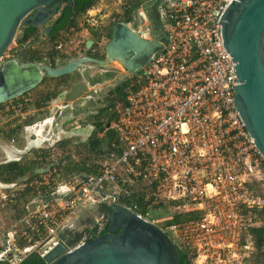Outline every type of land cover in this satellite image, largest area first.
I'll use <instances>...</instances> for the list:
<instances>
[{
	"label": "built area",
	"instance_id": "2783aa9c",
	"mask_svg": "<svg viewBox=\"0 0 264 264\" xmlns=\"http://www.w3.org/2000/svg\"><path fill=\"white\" fill-rule=\"evenodd\" d=\"M232 1L163 4L169 43L125 81L123 100L110 104L114 120L102 122L94 139L105 142L92 152L77 147L72 160L84 165L85 171L65 179L64 169L54 167L19 189L34 194L42 206L31 214L34 222L26 223L27 229L7 234L10 244L2 254L16 253L10 254L8 264L44 255L57 244L65 219L95 203L120 205L156 226L188 264L260 263L264 245H257L253 232L264 230V158L234 106L232 90L239 83L219 25ZM122 7L125 12V4ZM103 10L106 0H98L82 21L83 26L99 30L96 42L87 48L76 27L69 26L59 32L56 51L67 58L99 56L108 40L103 20L98 19ZM138 14L143 17L141 11ZM106 20L114 22L110 14ZM141 24L144 30L138 34L149 38L148 22L144 19ZM29 102L25 98L17 107L0 104V126L10 116H21ZM89 126L93 134L95 125ZM9 162L13 160L5 163ZM0 185L7 186L0 191L17 187ZM60 191V200L42 201ZM150 212L160 215L148 219ZM61 215L67 217L60 220ZM106 220L101 214L92 222L103 230ZM15 236L25 242L20 251ZM12 257L15 261H10Z\"/></svg>",
	"mask_w": 264,
	"mask_h": 264
},
{
	"label": "water",
	"instance_id": "95a60500",
	"mask_svg": "<svg viewBox=\"0 0 264 264\" xmlns=\"http://www.w3.org/2000/svg\"><path fill=\"white\" fill-rule=\"evenodd\" d=\"M166 1L180 2L146 0L133 10V26L139 25V10L146 16L150 30L147 39L135 32L129 23H114L109 42L104 48V60L86 56L54 68L41 63L22 62L20 55L3 61L0 63V104L32 91L43 78L64 77L82 66L94 65L102 70L105 62H120L125 75L116 80L113 87L140 73L169 43L161 16ZM73 6V0H0V59L20 27L34 30L43 27L39 42L49 40L65 11L71 12L69 22L75 17ZM219 25H222L223 45L232 63H235L233 73L239 83L232 90L234 106L264 158V0H233ZM91 44L92 41H89L86 47ZM76 128L70 129L68 136H73L71 132ZM86 128L89 129L87 140L93 129L91 126ZM32 147L30 143L19 159L29 155ZM1 187L5 189L7 186ZM54 199H57L56 195L42 197V201L48 204ZM106 217L101 234L73 248L56 235L57 244L38 258L44 264H180V253L176 246L156 226L116 204L107 207ZM49 241L42 244L40 249ZM259 264H264V251Z\"/></svg>",
	"mask_w": 264,
	"mask_h": 264
},
{
	"label": "crops",
	"instance_id": "0c3cea01",
	"mask_svg": "<svg viewBox=\"0 0 264 264\" xmlns=\"http://www.w3.org/2000/svg\"><path fill=\"white\" fill-rule=\"evenodd\" d=\"M134 3L135 0H133L130 5H128L126 10L130 9V7ZM106 4L107 10L102 11L98 15V19L104 20L109 14L112 17L118 16V12H115L116 9H113L114 3H109V1L106 0ZM121 8L123 9L122 6ZM84 14L85 12L81 14H76L75 17L71 20V27H76V35L82 37L86 43H88L89 41L96 42L99 39V30L94 27H87L82 25ZM121 14L122 15L117 18L118 21L126 23L127 18L124 14V11H122ZM128 21V23L133 21V11L131 12V16L129 17ZM49 24H47V26ZM104 25V31L106 32V36L108 38L110 37L111 26L108 22ZM43 31L44 30L42 27L36 31L34 30L30 33H26V28L23 27L16 41L15 47L12 48L10 51V58L13 59L20 55V57L22 58V62H32V59L36 57L34 50L37 49L44 50L46 52L45 56L42 55L44 53L41 54L43 56V62L41 64L48 65L52 61H55L57 64H59L60 62L66 63L70 61L67 60V57L59 54L55 49L56 44L59 41V32H61L62 30L53 34L49 40H43L42 42H39ZM40 62L33 61L32 63ZM62 78L65 77L43 78L41 83L35 89L8 102L9 104L15 105V107H17V105H20L25 98L30 99L28 105H26V107L22 110L21 116H10L5 121H3L2 125L0 126V165L13 163L14 169L17 170H15L16 172L11 174L13 178L15 177L16 179H30L34 176H37L38 173L45 170L49 171L54 167L58 170L63 168L65 171L67 167L70 168L71 166H73L77 172L85 171L84 165H82L81 163L75 165L74 161L72 160L74 152H77V147L75 150L73 147L79 146L83 150L85 149V151L92 152L96 151L98 147L105 142L104 140H102L98 143L96 147H92L89 141L90 139L86 140V137L82 136L76 137L77 140L75 139L69 144L65 143L66 141H64L63 139L65 138L63 133H65L66 124L70 123V119H73V124H70V127L73 128L77 126L74 125V122H77V124L79 125V121L82 122L84 119H87L88 117L94 115V113L89 110L88 112H84L83 116L75 117L73 116V112L70 116V112L69 116H66V104L64 105V102L59 101L61 93L56 94L59 89L64 85L65 80ZM66 96L67 92H63V98H61L65 99ZM55 97L58 98L55 99ZM110 106H107L106 110L104 109V113H106V116L104 117L102 116L103 114H101L96 121H100L101 123H107L108 117L113 118V116L108 110ZM68 107L70 106H67L66 108ZM96 111L99 112V109H96ZM89 122L92 123L91 120H89ZM89 124L87 126H89ZM38 132H40L39 136L37 135ZM40 136H43V138H40ZM30 143H32L33 145L31 153L18 161H16L17 159H12L11 154L9 155V153L5 151V148L9 147L10 150L23 152V150H25ZM70 147H72L73 151V153L71 154L68 152V148ZM53 155L56 156L55 159ZM7 159H11L13 160V162L5 163ZM52 160H56L55 165L49 164ZM18 170L24 171L22 177H18ZM61 193L62 192H59L57 195L60 197ZM26 194L27 193L25 192V195ZM32 200L38 199L32 198ZM59 234L60 233L58 232L57 235ZM8 253L13 254V252L11 251H9ZM10 254L8 255L10 256ZM5 256L6 259L2 258L4 260L3 262L7 261V259L9 258L7 254H5Z\"/></svg>",
	"mask_w": 264,
	"mask_h": 264
},
{
	"label": "rangeland",
	"instance_id": "374dc122",
	"mask_svg": "<svg viewBox=\"0 0 264 264\" xmlns=\"http://www.w3.org/2000/svg\"><path fill=\"white\" fill-rule=\"evenodd\" d=\"M97 1L98 0H95V2ZM107 1H109V3L113 2L114 3L113 9H116L117 10L116 12H118L117 14L118 16L113 17L114 22L111 24L109 23L112 29L113 24L116 22H119L117 18L120 17V15H122L121 14L122 4L125 3V8H127L128 5H130V3L133 0L132 1L131 0H121L120 3L116 2L115 0L114 1L107 0ZM144 1L146 0H139V5L143 3ZM103 21L104 22L102 23V25L107 23L106 19H104ZM131 23L132 22H130V24ZM22 28L23 27H20L18 29V33H16L14 41L12 42L8 50L4 53V55L0 59V63H2L5 60L10 59V51L12 48L15 47L16 41L21 33ZM141 30H144V27L142 24L140 25V28H138V31H141ZM77 37L78 39L80 38L83 40L82 37L80 36H77ZM109 39L110 37H108V40L105 42V45L102 46V48H100L99 56L96 57L97 59L104 60L105 58L104 48L106 44L109 42ZM34 51H35L34 53L36 56L34 58L39 57L38 59L41 60L40 63H42L43 62L42 58L43 56L46 55V52L44 50H37V49H35ZM84 56H87V54H84ZM75 59L77 58L70 57L67 60L71 61ZM60 64L64 65L65 62H60L59 64H57V67L62 66ZM47 66L51 67L50 63ZM120 73H121L120 67L116 63H114L107 70H104V69L101 70L99 67H96L94 65L83 66L81 70H79L78 72H73L67 76H64L65 78H62L65 80L64 85L59 89V91L56 94L61 93L63 95V92H67L66 98L65 99L61 98V102H64L63 103L64 105L66 104L65 105L66 116L68 117L70 112H71L70 116L72 115V112L74 113L73 116L75 117L83 116L84 112H88L89 109L93 110L94 107L95 108L97 107V109H99V112H101L104 109L106 110L107 106H110V104L113 102L112 101L113 95H111L110 93L115 88L113 87V85H108V83L112 81L113 78H115ZM57 98L58 97H55V99ZM114 101H118V100H114ZM67 106H70V107L66 108ZM92 112L94 113V115H92L91 117H88L87 119H84L82 122L79 121V126L88 127L87 125L90 123L89 120H91L92 123L90 124L92 125L94 124L93 121H95L96 124L100 122V121H96L100 117L99 115L96 116V113L98 112L96 111H92ZM102 114H103L102 116L104 117L106 116V113L103 112ZM70 124L71 125L73 124V119H70V123L66 124V128H65L66 134L70 131V129H72V127H70ZM64 137L65 138L63 139L64 141H66L65 143L67 144H69L71 141H74L76 139V137L68 136V134ZM89 139H88L89 141H91L92 139L93 140L95 139L94 132ZM72 147L68 148L69 149L68 152L70 154L73 153ZM76 147H79V146H75L73 148L76 149ZM53 157L54 159L56 158L55 155H53ZM55 162L56 160H52L51 163L49 164L55 165L56 164ZM74 169L75 168L71 166L70 168L67 167L65 171L63 170L62 171L63 178L68 179V178L73 177L74 174L77 173L76 169L75 170ZM6 178L7 176L5 174L1 175L0 182L3 184L14 182L17 185V187L15 189H10L7 191H4V190L0 191V253L4 252L7 249L8 244H10V241H8V238H7V234L12 231H23L27 229L26 223L30 222L31 224H33L34 222V220L31 219V214L33 212L35 213L42 206V204L39 203L40 200H32V198H35L34 194L30 197L28 193L25 195V193L23 194L21 193V190H19L22 188V185L25 183V181L28 180L29 178L16 179L15 177L13 178L12 176L9 177L8 180ZM101 206H102L101 203H95L93 205H90V204L85 205L84 208L78 210L77 213L73 215L71 218L65 219L67 220V222H66V225L63 226V228L64 227L65 228L62 230V232L66 233V228L69 229V227H72V229H74V231L76 232H82L85 229V227L90 226V223L93 220H95V218H98L101 216V209H102ZM64 215H61L60 220L67 217ZM159 215L160 214L150 212L148 219L158 218ZM16 237L17 236H15V240L17 242L16 250L20 251V248L25 245V242L18 241ZM78 242H81V240H79ZM72 246L73 245H71L70 247ZM13 254L15 253L13 252ZM12 260L15 261V257H12L10 261Z\"/></svg>",
	"mask_w": 264,
	"mask_h": 264
},
{
	"label": "trees",
	"instance_id": "16d2710c",
	"mask_svg": "<svg viewBox=\"0 0 264 264\" xmlns=\"http://www.w3.org/2000/svg\"><path fill=\"white\" fill-rule=\"evenodd\" d=\"M74 2V6H73V12L76 13V14H81V13H84L86 12L88 9H90L94 3H95V0H73ZM139 5V0H135V3L130 7V9L126 10L124 12L126 18H127V21L126 23H128L129 21V17L131 16V12L133 11V9H135L137 6ZM70 16H71V12L70 11H65V13L62 15L61 19L57 22L56 26H55V29L53 30L52 32V35L63 30L64 28L66 27H69L72 25V21L69 22V19H70ZM34 31V29H31V28H26V33H30ZM111 34V33H110ZM35 61V62H40V60L38 58H33L32 59V62ZM51 67H57V63L55 61H52L50 63ZM125 83L126 82H123L121 83L120 85L116 86L112 91H111V95H113V99L112 101L114 100H123L124 98V93H123V90H124V87H125ZM114 120V117H108V120H107V123H111L112 121ZM101 129V123L98 122L97 124H95V131H94V135L96 134L97 131H99ZM91 143V146L92 147H96L98 145V141H95V140H91L90 141ZM16 169H14V164L11 163V164H5V165H0V176L1 175H6L7 176V180L9 177H11V174L16 172L15 171ZM17 174L19 175L18 177H22L23 174H24V171H19L17 172ZM255 238H256V243L257 245H264V230H256L253 232ZM180 264H188L185 260V257L183 255L180 254ZM20 264H44L40 258L38 257H27V259L23 260Z\"/></svg>",
	"mask_w": 264,
	"mask_h": 264
},
{
	"label": "bare ground",
	"instance_id": "6f19581e",
	"mask_svg": "<svg viewBox=\"0 0 264 264\" xmlns=\"http://www.w3.org/2000/svg\"><path fill=\"white\" fill-rule=\"evenodd\" d=\"M139 11H141V10H139ZM139 11H138V13H139ZM141 13H142V15H143V17L142 16H140L139 14H138V18H140V22H139V25L137 26H133V24H130V27H132V28H134L135 29V32H138V28H140V25H141V23L143 22V20L145 19L146 21H147V19H146V16H145V14L141 11ZM162 16V18H164V16L163 15H161ZM146 38V37H145ZM147 39V38H146ZM114 63H116L119 67H120V69H121V73L119 74V75H117L115 78H113V80L112 81H110L109 83H108V85H113V83H115V81L116 80H118V79H122V77H123V75H125V72H124V70L122 69V66H121V64H120V62H118V61H109V62H105L103 65H102V67H104V70H107L109 67H111ZM83 67V66H82ZM82 67H79V69H77L75 72H78L79 70H81V68ZM128 76V75H127ZM107 85V84H106ZM105 85V86H106ZM63 98V97H62ZM59 101L61 102V97L59 98ZM88 128H86V129H84V128H82V127H77L76 128V130H73L72 132H71V134H73V136L74 137H87L88 136ZM61 132V131H60ZM64 134V136H66L67 134L66 133H63ZM37 135L39 136L40 135V132H38L37 133ZM40 138H43V136H40ZM49 138V137H48ZM84 139V138H83ZM40 140V139H39ZM46 140V139H45ZM5 151L7 152V153H9V155L11 154V157H12V159H17L16 161H18V160H20L19 159V155L21 154V153H23V152H18V154L16 153V151H13V150H10V148L9 147H7V148H5ZM0 187H1V185H0ZM2 188V187H1ZM61 192V191H60ZM58 194V193H57ZM56 194V197H57V200L60 198H62L63 196H62V194H60V197L58 196ZM59 199V200H60ZM79 241V240H78ZM80 242H78L77 244H79ZM76 244V245H77ZM76 245H73L71 248H73L74 246H76ZM11 251V250H10ZM14 252V251H13ZM16 254V253H15ZM2 258H4V259H6V256L5 255H3V254H0V263H3V259Z\"/></svg>",
	"mask_w": 264,
	"mask_h": 264
},
{
	"label": "flooded vegetation",
	"instance_id": "af4514ba",
	"mask_svg": "<svg viewBox=\"0 0 264 264\" xmlns=\"http://www.w3.org/2000/svg\"><path fill=\"white\" fill-rule=\"evenodd\" d=\"M58 15H60V11H59ZM61 17H62V15H61ZM61 17H60V19H61ZM96 109H97V107L96 108L94 107L93 110H91V109H89V110L90 111H96ZM103 112H104V110L96 113V116H98V115L100 116ZM93 123H94V125L96 124L95 121H93ZM101 207H102L101 214H107L106 205L103 204ZM102 232H103L102 230L98 229V227L93 222H91L90 226L85 227V229L82 232H76V231H74V229H72V227H69V229L66 228V233H63L61 230L59 232L60 234L58 235V238L60 240H62V242H64V244L71 246V245H76L78 243V240H81V241L82 240H89V239L93 238L94 236L101 234ZM29 257H31V258L38 257V255L33 254ZM3 264H7V262L5 261Z\"/></svg>",
	"mask_w": 264,
	"mask_h": 264
}]
</instances>
